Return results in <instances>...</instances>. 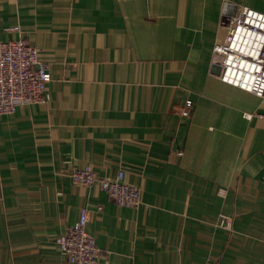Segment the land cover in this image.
Masks as SVG:
<instances>
[{
    "label": "crops",
    "instance_id": "obj_1",
    "mask_svg": "<svg viewBox=\"0 0 264 264\" xmlns=\"http://www.w3.org/2000/svg\"><path fill=\"white\" fill-rule=\"evenodd\" d=\"M243 5L264 12V0H0V40L36 46L51 76L47 102L0 116V264H73L55 239L81 206L94 264H264V97L213 71ZM85 165L123 170L138 206L73 183Z\"/></svg>",
    "mask_w": 264,
    "mask_h": 264
},
{
    "label": "built area",
    "instance_id": "obj_2",
    "mask_svg": "<svg viewBox=\"0 0 264 264\" xmlns=\"http://www.w3.org/2000/svg\"><path fill=\"white\" fill-rule=\"evenodd\" d=\"M225 21L229 29L226 40L213 45L220 67L217 77L263 98L264 12L243 5ZM50 79L36 46L21 38L0 40V116L12 112L19 104L47 102ZM191 106L192 101L186 99L181 114L189 115ZM69 174L75 184H97L118 205L137 207L140 203V187L126 182L121 169L108 177L100 176L90 165H85L72 169ZM87 219L88 209L81 206L75 221L55 239L70 263L96 262L99 250L93 236L85 229ZM220 224L230 225L225 215H221Z\"/></svg>",
    "mask_w": 264,
    "mask_h": 264
},
{
    "label": "water",
    "instance_id": "obj_3",
    "mask_svg": "<svg viewBox=\"0 0 264 264\" xmlns=\"http://www.w3.org/2000/svg\"><path fill=\"white\" fill-rule=\"evenodd\" d=\"M219 64L217 63V61H216V64H214V66H213V71L216 73V74H218L219 73Z\"/></svg>",
    "mask_w": 264,
    "mask_h": 264
},
{
    "label": "rangeland",
    "instance_id": "obj_4",
    "mask_svg": "<svg viewBox=\"0 0 264 264\" xmlns=\"http://www.w3.org/2000/svg\"><path fill=\"white\" fill-rule=\"evenodd\" d=\"M220 68V67H219ZM220 70V69H219Z\"/></svg>",
    "mask_w": 264,
    "mask_h": 264
}]
</instances>
